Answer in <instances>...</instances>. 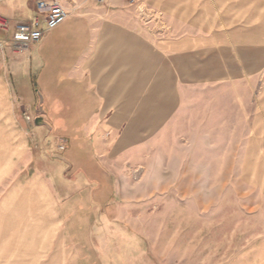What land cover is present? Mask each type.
Masks as SVG:
<instances>
[{
  "label": "crops",
  "instance_id": "1",
  "mask_svg": "<svg viewBox=\"0 0 264 264\" xmlns=\"http://www.w3.org/2000/svg\"><path fill=\"white\" fill-rule=\"evenodd\" d=\"M38 1L0 0V16L12 30L44 22ZM58 1L68 18L39 42L20 48L0 32V110L8 106L18 130L17 159L45 182L61 225L79 240L84 225L97 223L94 210L121 207L125 172L143 166L188 106L259 75V37L239 39L244 0H155L150 9ZM26 113H43L50 129L30 126Z\"/></svg>",
  "mask_w": 264,
  "mask_h": 264
},
{
  "label": "rangeland",
  "instance_id": "2",
  "mask_svg": "<svg viewBox=\"0 0 264 264\" xmlns=\"http://www.w3.org/2000/svg\"><path fill=\"white\" fill-rule=\"evenodd\" d=\"M244 1L236 27L245 43L259 37V75L188 106L143 166L125 172L121 207L94 210L97 223L82 227V239L61 225L60 204L17 159L12 147L23 146L2 105L0 264H264V0ZM43 115L25 120L37 126ZM44 123L37 127L50 129Z\"/></svg>",
  "mask_w": 264,
  "mask_h": 264
},
{
  "label": "built area",
  "instance_id": "3",
  "mask_svg": "<svg viewBox=\"0 0 264 264\" xmlns=\"http://www.w3.org/2000/svg\"><path fill=\"white\" fill-rule=\"evenodd\" d=\"M103 3L105 0H99ZM132 2L133 0H125ZM37 8L40 14H43L44 22L34 20L28 24H19L14 30L10 22L0 16V32L5 35H12L16 46L27 48L29 45L39 42L45 33L55 30L61 26L68 18V13L58 0H39ZM30 120V118H27Z\"/></svg>",
  "mask_w": 264,
  "mask_h": 264
},
{
  "label": "water",
  "instance_id": "4",
  "mask_svg": "<svg viewBox=\"0 0 264 264\" xmlns=\"http://www.w3.org/2000/svg\"><path fill=\"white\" fill-rule=\"evenodd\" d=\"M35 124L37 126H41V125H44L45 123H44L43 118H37L36 121H35Z\"/></svg>",
  "mask_w": 264,
  "mask_h": 264
}]
</instances>
